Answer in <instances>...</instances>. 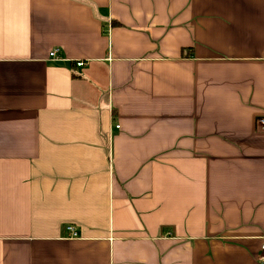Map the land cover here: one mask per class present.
Here are the masks:
<instances>
[{"label":"crops","instance_id":"1","mask_svg":"<svg viewBox=\"0 0 264 264\" xmlns=\"http://www.w3.org/2000/svg\"><path fill=\"white\" fill-rule=\"evenodd\" d=\"M259 118L264 0H0V264H264Z\"/></svg>","mask_w":264,"mask_h":264},{"label":"built area","instance_id":"2","mask_svg":"<svg viewBox=\"0 0 264 264\" xmlns=\"http://www.w3.org/2000/svg\"><path fill=\"white\" fill-rule=\"evenodd\" d=\"M48 60L51 62H59V61H63L59 56H58V49H53L48 53ZM75 67H81L83 65L82 61H75L74 62ZM257 125L259 126L260 129L264 130V118H259L256 121ZM115 128L117 129L118 127L115 126ZM66 230L68 232H70V228H66ZM71 236L74 237L75 234L71 233ZM258 261L260 263H264V238L261 242V244L259 245V255H258Z\"/></svg>","mask_w":264,"mask_h":264}]
</instances>
